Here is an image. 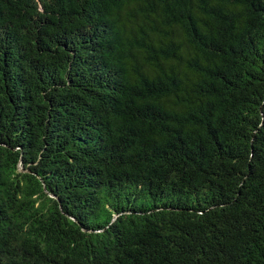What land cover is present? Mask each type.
<instances>
[{
  "label": "trees",
  "instance_id": "trees-1",
  "mask_svg": "<svg viewBox=\"0 0 264 264\" xmlns=\"http://www.w3.org/2000/svg\"><path fill=\"white\" fill-rule=\"evenodd\" d=\"M0 264H264V0H0Z\"/></svg>",
  "mask_w": 264,
  "mask_h": 264
}]
</instances>
